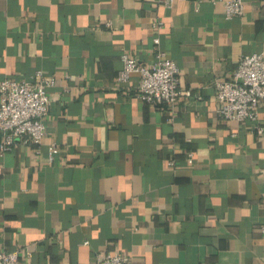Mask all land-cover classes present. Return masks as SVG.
I'll return each instance as SVG.
<instances>
[{"label":"crops","instance_id":"1","mask_svg":"<svg viewBox=\"0 0 264 264\" xmlns=\"http://www.w3.org/2000/svg\"><path fill=\"white\" fill-rule=\"evenodd\" d=\"M227 1L0 0V84L55 82L43 141L0 153V251L264 264V104L258 123L226 122L215 92L264 52V0L230 20ZM159 52L191 92L173 110L142 102L137 75L118 80L124 54L152 65Z\"/></svg>","mask_w":264,"mask_h":264},{"label":"built area","instance_id":"2","mask_svg":"<svg viewBox=\"0 0 264 264\" xmlns=\"http://www.w3.org/2000/svg\"><path fill=\"white\" fill-rule=\"evenodd\" d=\"M154 4L172 8L178 0H150ZM244 0H228L225 17L230 20L243 16ZM157 23L156 26H160ZM154 43H160L155 38ZM123 68L118 80L127 83L132 76L140 78L138 97L145 104L161 109L173 110L182 96L190 97V91L180 90L178 65L159 52L152 65L141 64L129 55L122 56ZM55 82L37 72L33 81L3 80L0 84V132L3 140L0 153L13 150L19 143L39 145L46 137V118L51 100L48 89ZM216 98L221 105L222 120L239 123L259 122V111L264 104V52L242 57L230 80H217ZM261 135L264 129L257 127ZM188 162H193L189 156ZM171 165L174 162H170ZM0 264H20V253L0 251ZM97 264H132L129 257L119 253H107L97 258Z\"/></svg>","mask_w":264,"mask_h":264}]
</instances>
